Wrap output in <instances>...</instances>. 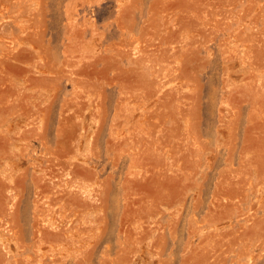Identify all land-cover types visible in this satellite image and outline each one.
<instances>
[{"label": "rangeland", "instance_id": "rangeland-1", "mask_svg": "<svg viewBox=\"0 0 264 264\" xmlns=\"http://www.w3.org/2000/svg\"><path fill=\"white\" fill-rule=\"evenodd\" d=\"M263 52L264 0H0V264H264Z\"/></svg>", "mask_w": 264, "mask_h": 264}, {"label": "bare ground", "instance_id": "bare-ground-1", "mask_svg": "<svg viewBox=\"0 0 264 264\" xmlns=\"http://www.w3.org/2000/svg\"><path fill=\"white\" fill-rule=\"evenodd\" d=\"M253 23H255V22H253ZM255 25H256V24H255ZM251 26H252V24H251ZM254 27H255V26H254ZM254 27H252V28L254 29ZM263 53H264V52H263ZM138 261H139V260H138ZM138 261H137V262H138Z\"/></svg>", "mask_w": 264, "mask_h": 264}]
</instances>
